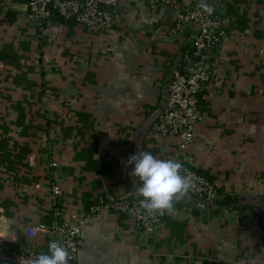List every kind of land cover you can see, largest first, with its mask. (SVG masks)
I'll list each match as a JSON object with an SVG mask.
<instances>
[{
    "label": "crops",
    "instance_id": "1",
    "mask_svg": "<svg viewBox=\"0 0 264 264\" xmlns=\"http://www.w3.org/2000/svg\"><path fill=\"white\" fill-rule=\"evenodd\" d=\"M206 3L227 27L218 71L197 95L202 119L186 158L221 195H256V206L264 203V0ZM177 12L118 0L108 28L56 17L37 28L27 0H0V233L47 221L53 182L62 218L83 215L99 198H136L141 182L126 162L139 134L142 152L174 159L176 140L149 125L195 34L191 25L169 32ZM82 237L72 264H264L262 227L237 207L195 212L175 202L151 236L101 210ZM34 242L47 248L42 235Z\"/></svg>",
    "mask_w": 264,
    "mask_h": 264
},
{
    "label": "built area",
    "instance_id": "2",
    "mask_svg": "<svg viewBox=\"0 0 264 264\" xmlns=\"http://www.w3.org/2000/svg\"><path fill=\"white\" fill-rule=\"evenodd\" d=\"M154 5H167L178 10L169 32L175 34L191 25L195 29L191 47L185 51L180 64L174 68L168 83L165 103L159 114L149 125V130L163 136L175 138V149L172 157L182 163L183 168L191 175L193 183L186 193L196 199L213 202L220 196L216 183L203 174L195 171L187 160L188 150L193 142L196 125L202 119L197 95L217 73L218 43L226 32L227 20L218 15L217 7L207 3L209 10L204 11L198 4L182 5L179 0H146ZM118 0H27V18L41 28L51 17L90 28H108L117 16ZM51 169L58 168L56 161H51ZM59 185L55 182L49 187L51 211L44 223L24 227L19 232L0 233V264H29V259L48 251L53 240L60 241L69 251L72 264L83 243L82 228L89 218L101 210H109L132 219L142 232L151 236L161 226L166 212L148 214L139 207L138 199H97L90 204L81 216L62 218L58 209ZM251 213L262 227L264 245V205H256ZM45 237L47 248L40 249L34 239Z\"/></svg>",
    "mask_w": 264,
    "mask_h": 264
},
{
    "label": "clouds",
    "instance_id": "3",
    "mask_svg": "<svg viewBox=\"0 0 264 264\" xmlns=\"http://www.w3.org/2000/svg\"><path fill=\"white\" fill-rule=\"evenodd\" d=\"M199 7L204 11L209 10L206 0H199ZM134 165L131 174L139 179L135 195L139 207L148 214L174 211L177 200L182 198L192 187V177L183 168L182 163L168 158L161 159L150 152H138L131 155L126 162ZM71 259L68 249L58 240H53L48 245L46 253H40L29 259V264H68Z\"/></svg>",
    "mask_w": 264,
    "mask_h": 264
},
{
    "label": "water",
    "instance_id": "4",
    "mask_svg": "<svg viewBox=\"0 0 264 264\" xmlns=\"http://www.w3.org/2000/svg\"><path fill=\"white\" fill-rule=\"evenodd\" d=\"M167 89H168V82L164 84L162 104L165 103V99L167 96ZM161 109L162 107H159L157 110H155V112L152 114V117L155 118L159 114ZM143 130H145V128H142L140 132H143ZM141 138L142 137L139 134L138 140L135 141V150H134L135 154H137L139 151L142 152L141 151ZM257 201H258V197L256 195L228 193V194L221 195L217 200L213 202L199 200L190 195L185 194L182 198H180L176 202L185 204L189 207L198 209L203 212H216V211H220L225 208L235 207L237 205L255 204ZM257 205H264V203H260Z\"/></svg>",
    "mask_w": 264,
    "mask_h": 264
},
{
    "label": "trees",
    "instance_id": "5",
    "mask_svg": "<svg viewBox=\"0 0 264 264\" xmlns=\"http://www.w3.org/2000/svg\"><path fill=\"white\" fill-rule=\"evenodd\" d=\"M235 207H237V208H243V209H248V210L251 211L253 209L254 205L253 204H243V205H237ZM193 211L199 212V210L198 209H195V208H193Z\"/></svg>",
    "mask_w": 264,
    "mask_h": 264
},
{
    "label": "rangeland",
    "instance_id": "6",
    "mask_svg": "<svg viewBox=\"0 0 264 264\" xmlns=\"http://www.w3.org/2000/svg\"><path fill=\"white\" fill-rule=\"evenodd\" d=\"M199 108H200V106H199ZM201 110V109H200ZM174 138V137H173ZM175 139V138H174Z\"/></svg>",
    "mask_w": 264,
    "mask_h": 264
}]
</instances>
